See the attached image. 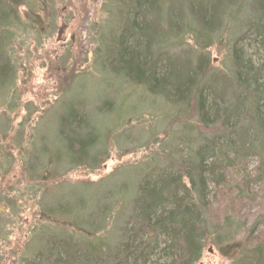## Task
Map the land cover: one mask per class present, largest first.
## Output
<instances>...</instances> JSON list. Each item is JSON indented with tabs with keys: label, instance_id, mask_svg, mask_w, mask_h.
<instances>
[{
	"label": "rangeland",
	"instance_id": "374dc122",
	"mask_svg": "<svg viewBox=\"0 0 264 264\" xmlns=\"http://www.w3.org/2000/svg\"><path fill=\"white\" fill-rule=\"evenodd\" d=\"M37 3L33 10L39 27L26 21L24 13L29 10L21 8L19 28L10 32L12 37L0 57L10 79L0 87V264H48L40 260L41 254L46 256L55 238L72 240L80 252L87 245L110 252L119 245L145 175L152 182L155 175L170 172L171 166L193 159V151L204 143L192 108L183 110L152 97L143 87L102 68L109 63L108 39L117 38L119 21L125 15L118 17L122 7L114 0ZM261 23H233L198 57L208 56L215 75L230 71L233 51L241 62L248 61L254 68L264 66ZM182 40L178 45L170 36L163 38L165 53L179 61L196 60L193 43L187 36ZM259 94L257 106L264 114L263 87ZM108 102L113 107L109 111L104 107ZM69 105L88 117L101 134L96 150L108 157L94 169L72 168L67 159L59 161L57 169L50 166V159L62 155L52 145L58 118ZM212 161L206 158L204 164ZM44 163L60 178L51 180L47 174L49 180L40 181ZM263 164L264 155L243 157L230 168V182L220 188L210 184L208 224L218 227L208 236L215 243L209 245L207 239L197 264H249L254 246H264V226L258 232L257 227L252 229L256 221L264 222ZM246 178L249 183L244 185ZM245 189L247 198L238 200V193ZM67 207L70 218L64 214ZM47 213L62 225L47 222ZM74 228L78 230L73 232ZM223 237L245 244L243 252L238 255L233 245L226 246L229 251L222 255L216 244L224 245ZM163 240L158 235L149 243L147 252L152 250L153 255L145 264H169L161 251Z\"/></svg>",
	"mask_w": 264,
	"mask_h": 264
},
{
	"label": "trees",
	"instance_id": "16d2710c",
	"mask_svg": "<svg viewBox=\"0 0 264 264\" xmlns=\"http://www.w3.org/2000/svg\"><path fill=\"white\" fill-rule=\"evenodd\" d=\"M114 1L122 7L118 17L125 15L119 21L121 28L117 38L111 36L106 48L104 46L109 63L101 65L102 68H109L118 78L124 77L143 87L152 97H160L183 110L192 108L196 129L204 143L193 151V159L171 166L170 172L155 175L152 182H148L149 175H145L132 201L119 245L110 252L102 253L97 250L99 246L88 245L80 252L72 240L59 242L55 238L40 260L45 259L48 264H145L153 255L152 250L147 252L149 243L159 235L164 238L161 251L168 256L169 264H197L206 241L210 240L208 236L218 227L208 224L210 184L220 188L230 182V168L236 161L264 155V114L257 106L259 92L264 88L259 85L260 80L264 81V66L254 68L248 61L241 62L233 51L230 71L215 75L209 69L208 56L198 57V54L217 41L233 23L244 26L263 22L264 27V0ZM38 3L37 0H0V57L12 37L10 32L19 28L21 8L29 10L24 13L26 21L39 27L37 13L33 10ZM38 9L42 10L41 3ZM168 36L178 45L187 36L196 49L197 55L192 56L196 60L179 61L166 54L162 39ZM7 70L6 65L0 64L1 88L10 82ZM105 106L107 111L112 107L110 102ZM100 141L101 134L88 117L79 115L73 105L65 107L58 118L57 137L52 145V149L61 150L62 155L49 158L51 168L57 169L62 159L71 162L72 168L98 167L108 157L105 151L100 156L97 153ZM206 158L213 159L208 166L204 164ZM47 165L43 164L44 171L38 179L49 180V176L51 180L59 179L60 175H54L55 171L47 169ZM261 174L264 177V171ZM248 183L247 178L244 179L243 184ZM248 194V189L240 191L238 200L247 198ZM69 208L64 209L65 217L70 216ZM53 216L47 213L46 221L61 226ZM263 226L264 222L256 221L252 229L257 227L258 232ZM77 230L74 228L73 232ZM252 234L249 235L252 237ZM237 242L232 237V241L227 239L224 245L219 243L216 247L224 255L234 245L239 255L245 244ZM214 243L210 240L209 245ZM251 252L249 264H264V246H254Z\"/></svg>",
	"mask_w": 264,
	"mask_h": 264
}]
</instances>
